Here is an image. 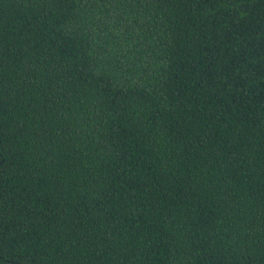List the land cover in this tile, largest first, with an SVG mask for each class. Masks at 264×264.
Segmentation results:
<instances>
[{
	"label": "trees",
	"instance_id": "trees-1",
	"mask_svg": "<svg viewBox=\"0 0 264 264\" xmlns=\"http://www.w3.org/2000/svg\"><path fill=\"white\" fill-rule=\"evenodd\" d=\"M0 264H264V0H0Z\"/></svg>",
	"mask_w": 264,
	"mask_h": 264
}]
</instances>
